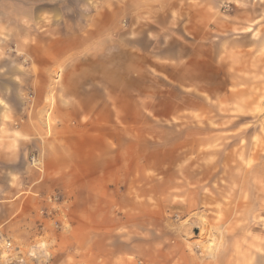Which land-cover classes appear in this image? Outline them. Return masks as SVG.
Wrapping results in <instances>:
<instances>
[{
  "label": "crops",
  "instance_id": "crops-1",
  "mask_svg": "<svg viewBox=\"0 0 264 264\" xmlns=\"http://www.w3.org/2000/svg\"><path fill=\"white\" fill-rule=\"evenodd\" d=\"M222 1L0 0V229L22 254L44 238L51 251L45 264H131L143 244L132 242L138 239L129 232L130 206L107 199L108 182L129 180L128 161L114 154L123 144L138 143L131 133L195 111L185 105L168 113L159 109L167 101L178 107L176 88L203 102L211 95L222 100V67L202 41ZM71 4L78 6L74 30L35 32L36 23L51 15L66 20L61 7ZM180 38L194 39V50L183 59L179 53L187 48L180 49ZM163 39L175 48L171 54H162ZM105 52L103 62L100 55ZM19 53L32 57L36 73L28 62L20 63ZM57 63L64 71L52 115L63 124L61 129L56 125V135L43 145V170L27 167L33 170L27 174L19 169L20 137L43 133L36 121L50 109L47 87ZM169 70L176 78L166 77L163 72ZM34 85L31 108L22 87L31 91ZM102 85L115 87L113 95L99 97ZM6 117L25 121L14 128ZM31 120L36 124L30 125ZM33 144L31 149H40V142ZM52 194L69 204L68 215L59 221L66 232L57 231L39 213L54 207ZM163 261L161 252L155 254L154 264Z\"/></svg>",
  "mask_w": 264,
  "mask_h": 264
},
{
  "label": "rangeland",
  "instance_id": "rangeland-1",
  "mask_svg": "<svg viewBox=\"0 0 264 264\" xmlns=\"http://www.w3.org/2000/svg\"><path fill=\"white\" fill-rule=\"evenodd\" d=\"M61 8L66 20L51 15L36 23L35 32L74 30L78 26V6ZM216 8V18L220 19L211 21L208 38L202 41L208 54L222 67V100L211 95L203 102L178 87L173 91L178 107L167 101L160 102L159 109L168 113L173 108L180 111L185 105L195 111L189 110L188 116L178 119H162L160 125L131 133L138 143L123 144L124 148L114 154L128 161L125 170L129 180L108 182L107 199L130 206L129 232L132 239H138L132 242L143 244L130 258L131 264L138 259L143 264H154L159 252L163 264H264V0H225ZM179 41L180 49L187 48L186 53H179L184 58L194 39ZM162 49L163 55L175 51L164 39ZM18 56L20 63L28 62L37 72L31 56ZM100 56L105 62L106 52ZM63 71L57 63L49 74L46 103L50 109L36 121L44 128L43 133L20 137L24 145L19 150V169H26L27 174L28 170H43V145L63 124L52 115L56 96L61 95L59 79ZM165 72L166 77L171 76L170 70ZM29 88L31 91L22 87L32 108L37 90L35 85ZM98 88L99 97L105 99L109 93L113 95L115 87ZM225 92L231 94L226 96ZM4 119L14 128L25 121ZM75 120L70 119V124ZM36 122L31 120L30 125ZM36 141L40 142L39 150L31 149ZM97 189L103 190L102 183ZM58 196L60 203L51 202L54 207L45 215L53 224L66 218L69 211L66 199ZM40 242L38 258H27L26 264L47 262L51 251L44 238ZM211 244L215 246L214 259L207 256ZM186 254L195 260L185 259Z\"/></svg>",
  "mask_w": 264,
  "mask_h": 264
},
{
  "label": "built area",
  "instance_id": "built-area-1",
  "mask_svg": "<svg viewBox=\"0 0 264 264\" xmlns=\"http://www.w3.org/2000/svg\"><path fill=\"white\" fill-rule=\"evenodd\" d=\"M51 202L60 203L59 196L54 194L51 197ZM46 211L40 210V214L46 217ZM65 216V215H64ZM57 229L61 228L60 223H54ZM41 242L32 244L25 254H22L20 248L14 244V242L0 229V264H26V259L36 260L39 256V252L42 249L38 248ZM135 264H143L142 260H136Z\"/></svg>",
  "mask_w": 264,
  "mask_h": 264
},
{
  "label": "bare ground",
  "instance_id": "bare-ground-1",
  "mask_svg": "<svg viewBox=\"0 0 264 264\" xmlns=\"http://www.w3.org/2000/svg\"><path fill=\"white\" fill-rule=\"evenodd\" d=\"M201 222V221H200ZM200 228H202V227H200ZM203 229V228H202ZM206 239V238H205ZM208 240V239H207ZM210 241V240H209ZM200 242V241H199ZM198 242V243H199ZM214 243H215V241H214ZM41 244V243H40ZM39 244V245H40ZM203 244H205L204 242H203ZM42 245V244H41ZM201 245V244H200ZM199 246V245H198ZM202 248V247H201ZM206 251V250H205ZM207 256L208 257H210V258H213L214 259V256H215V246H214V244H211L210 245V248H208V252H207Z\"/></svg>",
  "mask_w": 264,
  "mask_h": 264
}]
</instances>
